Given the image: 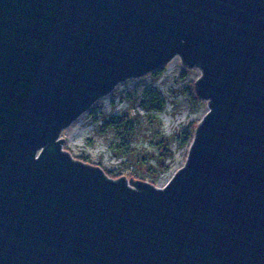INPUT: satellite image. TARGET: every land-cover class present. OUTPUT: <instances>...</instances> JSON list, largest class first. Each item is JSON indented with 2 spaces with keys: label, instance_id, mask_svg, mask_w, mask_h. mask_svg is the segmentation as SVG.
I'll return each instance as SVG.
<instances>
[{
  "label": "water",
  "instance_id": "obj_1",
  "mask_svg": "<svg viewBox=\"0 0 264 264\" xmlns=\"http://www.w3.org/2000/svg\"><path fill=\"white\" fill-rule=\"evenodd\" d=\"M176 57L208 111L165 185L64 150ZM0 264H264V0H0Z\"/></svg>",
  "mask_w": 264,
  "mask_h": 264
},
{
  "label": "rangeland",
  "instance_id": "obj_2",
  "mask_svg": "<svg viewBox=\"0 0 264 264\" xmlns=\"http://www.w3.org/2000/svg\"><path fill=\"white\" fill-rule=\"evenodd\" d=\"M162 68H164L163 72L157 78L150 73L140 78L128 79L119 83L108 96L99 99L62 132L61 137L65 140L64 150L77 160L101 167L105 172L118 171L122 177L130 179L128 176L131 168L123 165L108 147L111 134L100 131L99 127L103 122L101 118L103 115L121 113L132 105L137 106L138 113L145 114L136 103L130 104L129 97L135 98L146 89H154L168 104L167 111L162 116L164 131L167 135L174 136L172 144L174 157L168 160L170 169L163 173L156 183L158 187L165 185L186 162L190 146H183V132L192 123L198 124L202 120L208 111V106L204 101L192 104L187 91L191 87V82H195L200 77V69H188L183 65L180 57L174 58ZM149 136L150 132H147L144 141H147Z\"/></svg>",
  "mask_w": 264,
  "mask_h": 264
},
{
  "label": "trees",
  "instance_id": "obj_3",
  "mask_svg": "<svg viewBox=\"0 0 264 264\" xmlns=\"http://www.w3.org/2000/svg\"><path fill=\"white\" fill-rule=\"evenodd\" d=\"M164 68L152 72V76L159 77ZM195 82L187 89L192 104L202 100L196 95ZM130 104H137L145 114L138 113L137 106H130L118 114L103 115L101 133L111 134L109 142L111 153L123 165L131 168L129 178L139 181H148L156 185L161 175L170 169L168 160L174 157L172 144L174 136L167 135L164 131L162 116L167 111V102L154 89H146L135 98L129 97ZM198 124L192 123L182 134L183 146H190ZM150 132L147 141L145 135ZM143 140V141H142ZM112 178H120L118 171H106Z\"/></svg>",
  "mask_w": 264,
  "mask_h": 264
}]
</instances>
